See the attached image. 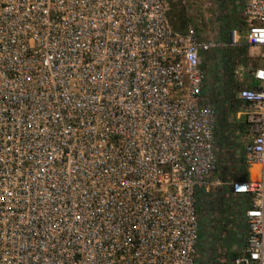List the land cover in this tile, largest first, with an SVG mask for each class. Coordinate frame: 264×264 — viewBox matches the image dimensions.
I'll return each mask as SVG.
<instances>
[{"label":"built area","instance_id":"built-area-1","mask_svg":"<svg viewBox=\"0 0 264 264\" xmlns=\"http://www.w3.org/2000/svg\"><path fill=\"white\" fill-rule=\"evenodd\" d=\"M171 2L0 0V264H198V193L222 184L247 225L231 264H264V0L228 41ZM241 47L247 175L215 180L203 56Z\"/></svg>","mask_w":264,"mask_h":264},{"label":"rangeland","instance_id":"rangeland-1","mask_svg":"<svg viewBox=\"0 0 264 264\" xmlns=\"http://www.w3.org/2000/svg\"><path fill=\"white\" fill-rule=\"evenodd\" d=\"M171 1L175 6L172 13L182 15L187 20L188 28L191 27L197 30L205 40L228 41L230 30L238 29L241 35L245 31L241 0ZM237 49L242 51L243 48ZM224 51L226 50L205 54L203 63L208 73L205 100L217 110L215 124L219 165L213 175L215 180L227 181L230 180L229 176L231 175L229 169L234 164V146L226 142L225 135L234 130L232 138H235L237 154L241 155L242 147L248 141L249 130L245 126L242 128L244 115L238 113L242 110L235 95L239 83L235 82V89L231 93L233 98L226 100L225 88L231 75L222 66V53ZM250 61L246 54V61L243 63ZM251 62L258 63V61ZM229 104L232 105L231 108H228ZM219 122L222 123V127H218ZM224 169H227L226 177L221 174ZM205 194V205L199 209L201 240L198 247V264H219V262L221 264L225 262V264H231L230 257H226L229 255L228 251L239 253L243 247L241 241L245 240L247 234V225L241 220L240 200L232 195L229 187L224 184L212 187ZM222 197L228 203L225 218L232 220L225 231L222 230L220 223L221 218L224 216V213L221 212L220 203Z\"/></svg>","mask_w":264,"mask_h":264},{"label":"trees","instance_id":"trees-1","mask_svg":"<svg viewBox=\"0 0 264 264\" xmlns=\"http://www.w3.org/2000/svg\"><path fill=\"white\" fill-rule=\"evenodd\" d=\"M174 8H175V6L171 2L170 14H171L172 22L178 30L186 32L188 30L187 20L185 18H183L182 15L172 13ZM246 54H247V49H245V48H243L242 51H239L236 48L235 49H229V50H226L222 53V66L224 67L226 72L231 75V76L229 75L230 79H228V84L225 88V92L227 95L226 100L229 98H233V95L231 93L233 92L232 90L235 89V82H236V79L234 78L235 73H233V71H234V68H236L240 63H243L246 61ZM225 107H226V105H225ZM231 107H232V105L229 104L228 108H231ZM239 124H241V122H239ZM222 126H223L222 123L219 122L218 127H222ZM242 128H244V125H242ZM221 131H223V130H221ZM220 133H222V132H220ZM233 134H234V130H231L228 135H225V139H226V142L228 144H231L234 146V148H233V151H234L233 162H234V164L229 169L231 171V175L229 176V178L230 179H237V178L246 177L247 166H246L243 155L237 154L236 145H235V138H232ZM226 173H227V169H224V171L221 174H222V176L226 177L227 176ZM205 196H206L205 191H199V193H198V199H199L198 210L205 205V202H206ZM220 203H221V212L224 213V216L221 218L220 223H221L222 230L225 231V229L227 228V225L232 220L225 218V215L227 213L226 206L228 205V203H227V201L224 200V197L221 198ZM200 240H201V230H200ZM241 243L244 244V240L241 241ZM228 254L229 255H227L226 257L229 256L231 262L238 255V253H233L230 251H228ZM218 261H219V259H218ZM219 264H221V263L219 262Z\"/></svg>","mask_w":264,"mask_h":264}]
</instances>
